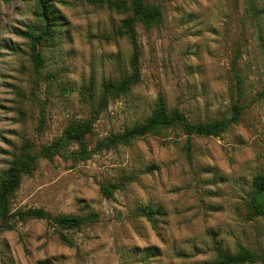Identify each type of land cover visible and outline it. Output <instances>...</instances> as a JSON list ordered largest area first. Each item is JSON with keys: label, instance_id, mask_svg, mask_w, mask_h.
<instances>
[{"label": "rangeland", "instance_id": "rangeland-1", "mask_svg": "<svg viewBox=\"0 0 264 264\" xmlns=\"http://www.w3.org/2000/svg\"><path fill=\"white\" fill-rule=\"evenodd\" d=\"M146 2L162 19L137 22L141 79L109 98L86 135L91 155L76 160L43 157L41 147L90 119L104 84L130 73L133 46L122 27L130 12L106 0H52L58 17L42 22L36 0H0V180L24 150L37 156L10 208L99 214L76 228L12 220L0 231V264H205L241 247L259 256L242 264H264V215L251 207L264 177V12L252 17L248 0ZM255 4L264 9V0ZM39 24L47 33L37 65L18 32ZM233 103L243 106L239 120L218 135L169 126L96 147L159 104L208 122L230 116ZM103 184L117 186L111 196Z\"/></svg>", "mask_w": 264, "mask_h": 264}, {"label": "trees", "instance_id": "trees-1", "mask_svg": "<svg viewBox=\"0 0 264 264\" xmlns=\"http://www.w3.org/2000/svg\"><path fill=\"white\" fill-rule=\"evenodd\" d=\"M42 7V15L44 20L58 17V10L53 8L52 0H36ZM94 3H103L104 0H89ZM109 6L121 11H129L130 15L122 20L124 33L129 36L133 46L132 57L130 60V73L119 81H109L103 86L102 97L99 100L97 109L92 113L87 121H79L71 124L66 133L51 143L44 144L41 147L40 155L49 159L61 154L65 158H73L76 160L86 159L92 153L89 149L86 140V135L92 131L94 121L97 119L99 112L107 105L111 96L120 95L128 91L133 85L137 84L141 79V69L139 62V50L137 45V22L141 21L145 24H154L161 21L162 11L159 7L151 5L146 0H106ZM248 11L252 17L257 16L259 12H264V9H258L255 0H248ZM44 24L34 25L26 30L18 32L20 35L27 37L32 42V56L37 65L41 63V57L37 51V43L43 38ZM243 106L238 103H233L232 113L230 116L215 121L208 122H192L186 115L178 109L172 112L159 104L154 109L152 114L141 124H136L131 128L118 133H112L99 141L97 149L110 148L119 143H128L134 139L140 138L147 134H154L158 129L169 126H180L182 130L189 136L191 135H218L220 132L228 128V126L239 120ZM71 143H75L77 149L71 150L69 153H64L62 150ZM187 154L191 155V144L188 142L185 146ZM37 156L24 150L21 155L14 159L9 167L5 170L4 176L0 180V231L12 229V220H26L30 218L46 219L50 223L58 224L66 228H76L83 223L93 222L98 217L96 211H90L86 215L80 214H58L53 215L43 208L30 207L25 210L12 211L10 208L11 195L19 188L22 180V175L34 170L36 166ZM115 184H103L102 190L106 196H111ZM255 193L251 200L253 212L258 215H264V177H257L255 180ZM160 213V210H157ZM143 213L151 217V211L143 210ZM65 241L69 238L62 234ZM259 256L252 250L246 247H241L237 253L227 251H219L216 258L210 263L205 264H242L254 262Z\"/></svg>", "mask_w": 264, "mask_h": 264}]
</instances>
